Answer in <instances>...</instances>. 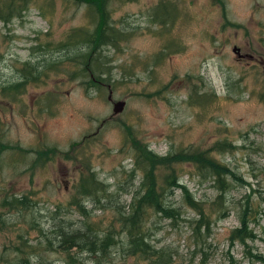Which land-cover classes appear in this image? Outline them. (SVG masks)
Masks as SVG:
<instances>
[{
  "label": "rangeland",
  "instance_id": "rangeland-1",
  "mask_svg": "<svg viewBox=\"0 0 264 264\" xmlns=\"http://www.w3.org/2000/svg\"><path fill=\"white\" fill-rule=\"evenodd\" d=\"M0 6V264H98L60 248L58 235L84 220L120 233L115 212L139 183L130 172L144 149L211 153L241 178L230 197L252 208L254 238L230 241L239 226L234 206L219 218L212 183L199 182L191 163L175 164L177 181L205 204L210 230L193 235L198 216L188 208L173 221L150 213L148 239L166 264H264V0H108L105 27L117 40L86 64L102 79L90 88L75 55L104 10L83 0ZM27 72L30 80L22 78ZM118 101L124 108L113 115ZM90 171L117 198L100 205L80 199L84 214L71 202ZM172 174V167L156 168L167 194ZM173 193L168 202L179 205ZM23 197L26 208L2 206ZM117 239L99 264H145L124 255L123 235Z\"/></svg>",
  "mask_w": 264,
  "mask_h": 264
},
{
  "label": "trees",
  "instance_id": "trees-1",
  "mask_svg": "<svg viewBox=\"0 0 264 264\" xmlns=\"http://www.w3.org/2000/svg\"><path fill=\"white\" fill-rule=\"evenodd\" d=\"M108 0H83L89 6H92L98 12L104 10V21L102 25L96 26L94 30L88 35L80 48H85L83 52L79 50L75 55V64L80 68L83 66L82 75L89 73V84L86 86L90 88L91 85H96L102 79L95 75L91 69H88V62L93 66L95 59V52L103 45L117 40V35L107 34L108 30L105 27L107 14L105 11ZM9 13L14 10V6L7 5ZM22 9H25V4L21 3ZM3 7L0 6V17ZM10 14H8V17ZM96 29V33H95ZM85 66V68H84ZM23 79L30 80L31 73L27 72L23 75ZM19 85L10 87L16 89ZM97 86V85H96ZM86 89V88H85ZM227 144V143H225ZM216 147V146H215ZM217 149V147H216ZM218 150V149H217ZM191 163L195 169V178H199V182L209 181L212 187L216 189L215 198L211 201V205L220 208L221 214L219 218H225L230 208H226L231 204L235 208V214L238 216L239 226L236 227L230 235V241L244 242L247 238H254L252 230H250V214L252 208L249 206L247 199L245 205H238L235 198L230 197L229 192L233 190V184L241 185V178L233 172L228 166L217 161L211 153H197L195 151L189 152H174L168 153L165 156H158L146 149L140 150L134 155L132 160V169L130 176L132 179L135 175L140 174L139 183L128 201L125 210H116L115 222L120 226V233L114 231V226H108L104 231L95 227V224L89 220L81 222V227L70 234L58 235L60 248L70 251L76 248L80 254H87L92 256L99 264L101 260L106 259L114 249L118 248L119 239L117 236L123 235L125 240L123 244V254L136 258L139 262L145 264H166L168 256L162 249H157L151 245L148 239V233L145 229L148 215L153 213L158 215L162 220L173 221L181 216L183 208H188L196 213L198 218L194 219L196 228L193 229V235L202 236L210 230L209 216L204 212V203L196 199L192 193L187 189L186 185L177 181L174 175L175 164ZM165 167L171 168L173 174L169 178L172 190L170 194L168 191L159 189L156 168ZM242 186V185H241ZM75 195L72 198L71 204L75 205L82 213L85 212L84 205L80 199H88L93 204L100 205L102 200L110 201L117 198V194L109 192V188L101 181H98V174L90 171L85 179H81L75 186ZM173 190L179 191L180 203L179 205H172L168 202V197L173 196ZM103 193L105 197H101ZM28 199L26 197L13 198L11 201H3L2 206L10 205L12 209H20L28 207ZM117 214V215H116ZM204 227V229H203ZM203 229V230H202ZM262 259L261 256H255ZM70 260L74 258L68 255Z\"/></svg>",
  "mask_w": 264,
  "mask_h": 264
},
{
  "label": "water",
  "instance_id": "water-1",
  "mask_svg": "<svg viewBox=\"0 0 264 264\" xmlns=\"http://www.w3.org/2000/svg\"><path fill=\"white\" fill-rule=\"evenodd\" d=\"M234 51H236V48H234ZM108 100L111 101V95L108 96ZM125 103L122 101H118L116 103L113 104V115L119 114L120 112H122L123 108H124Z\"/></svg>",
  "mask_w": 264,
  "mask_h": 264
}]
</instances>
